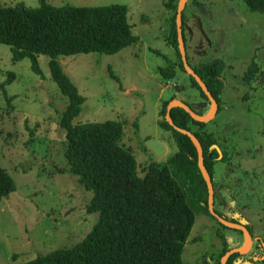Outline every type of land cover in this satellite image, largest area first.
Listing matches in <instances>:
<instances>
[{"label": "rangeland", "instance_id": "1", "mask_svg": "<svg viewBox=\"0 0 264 264\" xmlns=\"http://www.w3.org/2000/svg\"><path fill=\"white\" fill-rule=\"evenodd\" d=\"M167 1L46 0L53 6L127 5L137 43L113 54L78 53L57 60L85 97L73 123L121 121V144L136 157L139 175L147 163H164L178 150L172 132L159 124L165 101L174 97L192 108L204 105L209 107L207 113L211 111L210 101L178 66L174 74L160 71L179 60L168 43L173 11L166 7ZM1 3L38 7L41 1ZM182 19L187 64L224 62L219 108L205 125L216 133L225 155L213 164L211 181L218 190L213 209L218 216L247 227L252 239L246 253L231 254L230 264H264V79L242 80L254 55L264 63V11H250L243 0H186ZM48 62L47 55H38L42 71L38 75L28 57L13 61L10 47L0 43V82L8 72L15 75L5 85L13 96L11 106L0 91V166L16 184L0 200V264H24L37 255L72 246L98 219V213L86 211L91 191L67 170L59 122L68 99L52 80ZM109 67L119 81L109 74ZM170 170L195 215L182 264H217L219 252L243 247V231L207 212L209 192L200 176Z\"/></svg>", "mask_w": 264, "mask_h": 264}, {"label": "trees", "instance_id": "2", "mask_svg": "<svg viewBox=\"0 0 264 264\" xmlns=\"http://www.w3.org/2000/svg\"><path fill=\"white\" fill-rule=\"evenodd\" d=\"M40 1L38 7H29L23 3L4 6L0 0V43L10 47L13 61L28 57L32 70L38 75H42L38 55L49 57L51 78L68 99L59 122L64 130L67 170L77 176L85 190L91 191L86 211L98 213V219L81 241L37 255L24 264H182L181 253L195 215L170 167L183 170L187 175L198 174L205 180L198 167L197 149L192 140L166 120L167 106L174 97L162 104L159 124L172 132L178 150L164 163H147L144 174L139 175L136 157L121 144L124 131L121 121L73 123L85 97L57 60L58 56L78 53L113 54L137 43L139 37L133 33L128 21L127 5L53 6L46 0ZM243 2L250 11H264V0ZM178 3L179 0H168L166 7L173 11L168 43L175 47L179 60L160 71L164 75L174 74L178 66L188 75L191 85L208 100L182 62L176 27ZM191 68L205 83L219 108L224 62ZM108 71L119 81L110 67ZM260 72L253 60L244 79L254 80ZM14 78V73L8 72L7 79L0 82V91L8 106H11L13 96L7 94L5 85ZM192 109L196 114L205 115L209 107L193 106ZM170 118L176 126L189 130L198 139L205 168L212 178L213 164L220 158V153L213 147L214 144L220 147L216 133L208 131L206 122L194 120L179 106L170 109ZM224 157L223 153L221 158ZM15 189L12 176L0 166V200ZM205 201L207 205L208 199ZM226 251L219 252L217 264ZM233 255L226 264L232 262Z\"/></svg>", "mask_w": 264, "mask_h": 264}, {"label": "water", "instance_id": "3", "mask_svg": "<svg viewBox=\"0 0 264 264\" xmlns=\"http://www.w3.org/2000/svg\"><path fill=\"white\" fill-rule=\"evenodd\" d=\"M186 0H179L178 3V8H177V14H176V27H177V37H178V47L181 53V58H182V62L184 64L185 70L187 71L188 74L192 75L195 80L197 81V83L200 85V87L202 88V90L204 91V93L206 94V96L208 97V100L211 103V111H209L206 115H199L196 114L192 107H190L189 105H187L183 100L181 99H172L168 106H167V112H166V120L167 122L174 127V129H176L177 131H179L182 134H186L190 137V139L192 140L193 144L195 145L196 149H197V154H198V167L200 169V172L202 174V177L204 178L207 187H208V192H209V197H208V206H209V211L210 213L216 217L222 224L229 226V227H234L237 228L241 231H243L246 234V243L244 244L243 247L241 248H237V249H233L228 251L227 253H225V255L222 256L221 258V264H225L227 258L232 254V253H240V254H244L248 251V249H250L251 244H252V239L251 236L248 232V230L246 229V227L239 225L235 222L232 221H228L224 218H222L221 216H218L214 209H213V199H214V195L218 194V190L216 187L213 186L211 178L209 176L208 171L205 168L204 165V159H203V149L202 146L200 144V142L198 141V139L189 131L183 128H180L178 126H176L171 118H170V109L172 107L175 106H179L181 108H183L187 113L190 114V116L196 120V121H201V122H208L210 120H212L217 112L218 109V104L216 102V100L213 98V96L211 95V93L209 92V90L207 89L205 83L202 81V79L195 73V71L187 64L186 61V53H185V49H184V42H183V35H182V10L185 6ZM221 78V77H220ZM222 79V78H221ZM213 147H215L218 151V153L221 154V149L218 145L214 144Z\"/></svg>", "mask_w": 264, "mask_h": 264}, {"label": "flooded vegetation", "instance_id": "4", "mask_svg": "<svg viewBox=\"0 0 264 264\" xmlns=\"http://www.w3.org/2000/svg\"><path fill=\"white\" fill-rule=\"evenodd\" d=\"M254 60V62L256 63V65H257V62H258V64L260 65V66H262L263 68L261 69V72L259 73L260 75H258V76H256L255 77V79L253 80L254 82H257V81H259V80H261V78L263 77V79H264V76H263V74H264V63H260L259 61H257L256 60V58H255V55H254V57L252 58V60L250 61V64H251V62ZM250 64H249V66H250ZM249 66H248V68H249ZM248 70V69H247ZM246 70V71H247ZM245 71V72H246ZM245 74V73H244ZM244 74H243V77H242V80H243V82H245V83H249L247 80H245L244 79ZM195 108H197V104H194L193 105ZM223 150L221 149V155L223 156V152H222ZM221 156V157H222ZM220 157V158H221ZM214 186V185H213ZM217 188V187H216ZM228 221H231L230 219L228 220ZM246 229H247V227H246ZM264 253V252H263ZM263 257V255L262 256H260V258H262ZM264 259V258H263Z\"/></svg>", "mask_w": 264, "mask_h": 264}]
</instances>
